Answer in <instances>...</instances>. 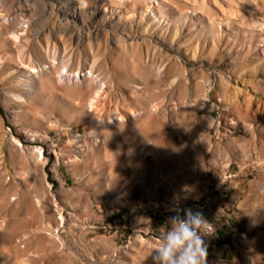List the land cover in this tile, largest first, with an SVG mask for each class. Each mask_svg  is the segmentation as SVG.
Masks as SVG:
<instances>
[{
  "label": "rangeland",
  "instance_id": "1",
  "mask_svg": "<svg viewBox=\"0 0 264 264\" xmlns=\"http://www.w3.org/2000/svg\"><path fill=\"white\" fill-rule=\"evenodd\" d=\"M21 8L25 55L60 62L29 97L0 49V264H153L190 207L207 264H264V0H0Z\"/></svg>",
  "mask_w": 264,
  "mask_h": 264
},
{
  "label": "clouds",
  "instance_id": "2",
  "mask_svg": "<svg viewBox=\"0 0 264 264\" xmlns=\"http://www.w3.org/2000/svg\"><path fill=\"white\" fill-rule=\"evenodd\" d=\"M172 211L175 215L168 219L171 226L153 254V264H207L205 237L211 235V225L203 211L192 208Z\"/></svg>",
  "mask_w": 264,
  "mask_h": 264
},
{
  "label": "bare ground",
  "instance_id": "3",
  "mask_svg": "<svg viewBox=\"0 0 264 264\" xmlns=\"http://www.w3.org/2000/svg\"><path fill=\"white\" fill-rule=\"evenodd\" d=\"M73 1V0H70ZM82 4V1H81ZM17 7V6H15ZM80 8V9H79ZM75 11L73 14V18L77 19L80 17V15L82 14L83 8L81 6H77L75 5ZM24 10L23 8L18 9L17 10V15H15L12 19H10V12L9 10H5V9H0V49H3L5 44L11 40V38H14L16 40H18L20 42V51H19V58L22 61L23 64H27L33 71H26L25 73L22 72L20 73V75L18 76L19 79H21V83L22 85H24L22 88V92L25 93L26 96H33L34 94V88H35V79L39 78L47 69L50 70H56L57 69V63L59 64L60 60L57 56V51L56 49H48L46 50L42 55L41 58L39 59V61L34 62L31 59H29L25 53L23 52V50L21 49L23 47V41L26 40V37H24V35H26V33H28V30L25 29L24 27V23L21 21V15L23 14ZM107 12V9L103 10V13L105 14ZM29 28V25L27 26ZM50 60V65L48 67L46 66L45 61ZM64 71L66 72V75H64L65 73H59L61 74V76L66 77L69 76V80H81L83 77L88 78V80L90 81H94L92 80L95 73L92 72V70H90L89 72L83 73L81 71H78L77 73H71L68 69L67 66L64 65ZM28 73L31 74V76H28ZM29 78V79H28ZM67 78V77H66ZM92 78V79H90ZM97 78V77H96ZM100 85V91H103L102 88H104V81H100L97 82ZM27 89H26V88ZM22 97V96H20ZM28 97V98H29ZM110 122H115L113 120H111ZM62 221H63V217H61Z\"/></svg>",
  "mask_w": 264,
  "mask_h": 264
},
{
  "label": "built area",
  "instance_id": "4",
  "mask_svg": "<svg viewBox=\"0 0 264 264\" xmlns=\"http://www.w3.org/2000/svg\"><path fill=\"white\" fill-rule=\"evenodd\" d=\"M190 208H192V209H194V210H197L198 209V207H190ZM206 217V216H205ZM206 219L208 220V218L206 217ZM210 224V223H209ZM211 228V227H210ZM210 230V229H209Z\"/></svg>",
  "mask_w": 264,
  "mask_h": 264
}]
</instances>
